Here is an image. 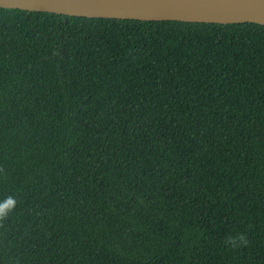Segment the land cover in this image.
Instances as JSON below:
<instances>
[{"label":"trees","instance_id":"obj_1","mask_svg":"<svg viewBox=\"0 0 264 264\" xmlns=\"http://www.w3.org/2000/svg\"><path fill=\"white\" fill-rule=\"evenodd\" d=\"M7 197L0 264H264V25L0 7Z\"/></svg>","mask_w":264,"mask_h":264},{"label":"water","instance_id":"obj_2","mask_svg":"<svg viewBox=\"0 0 264 264\" xmlns=\"http://www.w3.org/2000/svg\"><path fill=\"white\" fill-rule=\"evenodd\" d=\"M0 7L98 18L264 25V0H0Z\"/></svg>","mask_w":264,"mask_h":264},{"label":"clouds","instance_id":"obj_3","mask_svg":"<svg viewBox=\"0 0 264 264\" xmlns=\"http://www.w3.org/2000/svg\"><path fill=\"white\" fill-rule=\"evenodd\" d=\"M17 201L14 197H7L0 201V220L7 218L8 214L16 207ZM247 243V237L243 233H238L236 236L225 237V244H230L232 247H239Z\"/></svg>","mask_w":264,"mask_h":264}]
</instances>
